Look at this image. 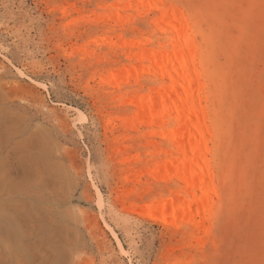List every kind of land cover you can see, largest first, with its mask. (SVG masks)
<instances>
[{
  "label": "rangeland",
  "instance_id": "obj_1",
  "mask_svg": "<svg viewBox=\"0 0 264 264\" xmlns=\"http://www.w3.org/2000/svg\"><path fill=\"white\" fill-rule=\"evenodd\" d=\"M178 39L202 190L147 111ZM0 264H264V0H0Z\"/></svg>",
  "mask_w": 264,
  "mask_h": 264
},
{
  "label": "bare ground",
  "instance_id": "obj_2",
  "mask_svg": "<svg viewBox=\"0 0 264 264\" xmlns=\"http://www.w3.org/2000/svg\"><path fill=\"white\" fill-rule=\"evenodd\" d=\"M168 14L164 17L169 20ZM178 50L159 59L161 64L169 63L168 77L171 81L165 92L155 97H147V111L151 119H159V109H175V124L173 130V144L180 150V158L174 160L180 175L187 183L188 188L202 190L207 179L205 175L206 162L204 161V124L198 111L194 90L188 79H182L179 84L175 83L176 77L188 69V61L192 59L190 45L183 39H178Z\"/></svg>",
  "mask_w": 264,
  "mask_h": 264
}]
</instances>
